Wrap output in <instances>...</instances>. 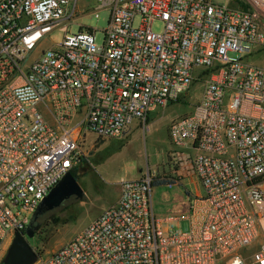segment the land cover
<instances>
[{
    "label": "built area",
    "instance_id": "2783aa9c",
    "mask_svg": "<svg viewBox=\"0 0 264 264\" xmlns=\"http://www.w3.org/2000/svg\"><path fill=\"white\" fill-rule=\"evenodd\" d=\"M227 2L97 0L95 18L109 15L98 45L95 29L69 32L87 16L80 0H0V251L78 167L87 134L147 132L201 80L192 111L168 126L178 176L203 189L181 219L189 231L154 215L153 177L121 180L117 201L38 263L264 264V63L227 57L264 51V0Z\"/></svg>",
    "mask_w": 264,
    "mask_h": 264
},
{
    "label": "rangeland",
    "instance_id": "374dc122",
    "mask_svg": "<svg viewBox=\"0 0 264 264\" xmlns=\"http://www.w3.org/2000/svg\"><path fill=\"white\" fill-rule=\"evenodd\" d=\"M86 17L77 18L70 26L69 32L75 33L79 26L95 29V40L99 45L104 38V29L108 21V11L98 12L95 18L93 10L98 6L97 0H80ZM222 5H227V0H217ZM138 25V20L135 21ZM163 25L155 22L152 31L161 33ZM63 33L55 31L51 33L42 44V48H48L54 43H59ZM247 44H244L246 47ZM34 53L33 56H35ZM244 54L229 52L228 60L237 61L243 59L249 64L262 65L264 63V51L253 57H245ZM203 83L197 80L189 91L179 101L169 103L165 107L154 111L148 118V131L143 132L139 125H134L120 140L96 139L92 134L86 135V140L80 145L78 157L85 159L84 164H78V183L85 192V198L81 202L69 201L59 210L45 215L40 221L37 234L27 238L30 246L35 250L37 261L47 258L53 251L70 241L80 233L93 219L104 209L114 204L120 193L121 180H135L146 176L153 177V183L159 181L175 182L171 185L152 186L151 204L153 213L157 218H176L179 230L182 233L189 231L188 220H181L188 214L192 200L196 195H202L203 189L195 178L178 176V156L168 137L169 124L184 115L189 114L199 101ZM40 110L45 113L50 124L54 121L47 115L45 107L40 105ZM175 157V158H174ZM77 167V168H78ZM59 218L61 223L52 224L51 217ZM67 221V222H66ZM11 243V242H10ZM10 245V244H9ZM9 245L0 251V264L7 252ZM257 246L254 243L249 249L242 251L247 257ZM224 264V263H221Z\"/></svg>",
    "mask_w": 264,
    "mask_h": 264
},
{
    "label": "water",
    "instance_id": "95a60500",
    "mask_svg": "<svg viewBox=\"0 0 264 264\" xmlns=\"http://www.w3.org/2000/svg\"><path fill=\"white\" fill-rule=\"evenodd\" d=\"M84 198V190L71 173L67 172L38 205L31 215L24 233L21 231L14 232L13 239L1 264H34L37 261V255L27 238L34 236L39 221L45 215L59 210L69 201L81 202Z\"/></svg>",
    "mask_w": 264,
    "mask_h": 264
},
{
    "label": "trees",
    "instance_id": "16d2710c",
    "mask_svg": "<svg viewBox=\"0 0 264 264\" xmlns=\"http://www.w3.org/2000/svg\"><path fill=\"white\" fill-rule=\"evenodd\" d=\"M181 98H179L177 101H179ZM85 163V159H82L81 160V165ZM80 169V167L74 169L73 171H71V175L76 179L78 180V170ZM175 182H169V181H159V182H156V183H153L152 186H156V185H171V184H174ZM52 219V224L53 225H58L61 223V220L59 218H54L53 216L51 217ZM67 222V221H66ZM39 226H40V223H39ZM39 226L38 228L35 230L34 232V236L37 234L38 230H39ZM22 233H24V229L20 230ZM33 236V237H34ZM30 244V243H29Z\"/></svg>",
    "mask_w": 264,
    "mask_h": 264
},
{
    "label": "crops",
    "instance_id": "0c3cea01",
    "mask_svg": "<svg viewBox=\"0 0 264 264\" xmlns=\"http://www.w3.org/2000/svg\"><path fill=\"white\" fill-rule=\"evenodd\" d=\"M179 174V171H178V173H177V175ZM187 178H191L192 179V177H187ZM197 196H201V195H196L195 197H197Z\"/></svg>",
    "mask_w": 264,
    "mask_h": 264
}]
</instances>
